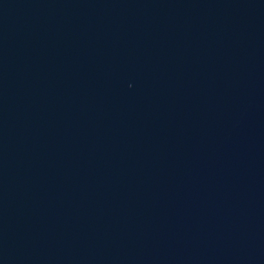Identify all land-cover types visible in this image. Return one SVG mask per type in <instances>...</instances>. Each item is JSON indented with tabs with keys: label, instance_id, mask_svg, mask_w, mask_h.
<instances>
[{
	"label": "water",
	"instance_id": "95a60500",
	"mask_svg": "<svg viewBox=\"0 0 264 264\" xmlns=\"http://www.w3.org/2000/svg\"><path fill=\"white\" fill-rule=\"evenodd\" d=\"M0 264H264V0H0Z\"/></svg>",
	"mask_w": 264,
	"mask_h": 264
}]
</instances>
